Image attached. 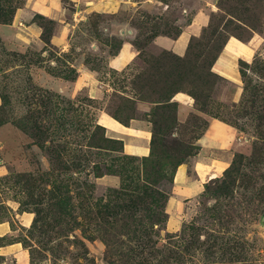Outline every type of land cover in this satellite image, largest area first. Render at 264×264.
Listing matches in <instances>:
<instances>
[{"label":"rangeland","instance_id":"obj_1","mask_svg":"<svg viewBox=\"0 0 264 264\" xmlns=\"http://www.w3.org/2000/svg\"><path fill=\"white\" fill-rule=\"evenodd\" d=\"M169 1L162 18L127 8L75 20L61 0L58 20L32 16L38 45L0 35V264H264V0H216L181 57L185 76L150 44L179 32L182 8L178 23L189 19L191 0ZM23 2L0 0V25ZM123 24L136 31L137 54L113 70ZM251 31L261 45L238 61L235 103L233 85L201 80L228 37L245 42ZM169 79L178 84L161 90ZM179 95L192 110L177 114ZM204 116L247 142L207 180L191 165Z\"/></svg>","mask_w":264,"mask_h":264},{"label":"crops","instance_id":"obj_2","mask_svg":"<svg viewBox=\"0 0 264 264\" xmlns=\"http://www.w3.org/2000/svg\"><path fill=\"white\" fill-rule=\"evenodd\" d=\"M76 7L71 14L76 20L89 13L114 14L119 9L131 8V13L141 11L150 18H162L169 9V0H65ZM180 1V0H179ZM175 4V2H173ZM192 12L188 21L183 24L178 22L186 15L187 11L182 8L176 16L174 24L178 25V34L172 38L165 34H156L150 39V44L160 50H165L177 57H183L191 38H197L207 28L211 13L216 11V0H191ZM194 3V4H193ZM78 5L80 7H78ZM61 0H24L23 5L15 9L9 25H0V35H14L13 39L20 45H38V34L31 22L33 15L38 14L50 19L58 20L62 14ZM132 17V15L130 16ZM18 24L23 29L17 28ZM23 24V25H22ZM120 26V25H118ZM118 28L116 33L124 38L115 55L107 61V67L113 70L127 68L136 57L137 52L131 45L136 31L133 28ZM2 36V35H1ZM261 35L251 31L247 41L242 42L236 38L228 37L219 55L210 66V72L218 78L234 86L231 101L237 102L240 98L241 77L238 70V61H249L254 57L255 52L261 45ZM177 105V114L192 110V101L188 97L179 95L174 98ZM207 122V129L204 137L200 140V149L192 158V171L195 179L207 180L216 177L227 166L230 151L235 152L247 142L239 135L240 132L224 124L218 119L204 116ZM206 145L208 148L206 149ZM133 154L146 152V146L132 147ZM206 150L205 152H203ZM199 157V160L197 158ZM225 159V162H224ZM181 167L179 175L182 174ZM4 173V167L0 165V176ZM190 194L196 193L198 187L185 189ZM14 244L10 245V247ZM24 258V253L21 254Z\"/></svg>","mask_w":264,"mask_h":264},{"label":"trees","instance_id":"obj_3","mask_svg":"<svg viewBox=\"0 0 264 264\" xmlns=\"http://www.w3.org/2000/svg\"><path fill=\"white\" fill-rule=\"evenodd\" d=\"M0 15H2V10L0 9ZM7 20H8V18H4V17H2V19H0V21H2L3 23H6L7 22ZM207 28H208V26H207ZM206 28V29H207ZM205 30V29H204ZM203 32V31H202ZM158 34V33H157ZM178 34V32H176L173 36H171L172 38H174L176 35ZM202 34V33H201ZM154 35H156V34H154ZM154 35H152V37L154 36ZM201 36V35H200ZM195 38H191L190 40H189V43H188V45H187V48H188V46H189V44H190V42H191V40H194ZM248 39V38H247ZM187 50V49H186ZM216 55L218 54V52H219V49L218 50H216ZM216 55H215V57H216ZM172 58H173V62H172V65H171V67L173 68V70H177V69H179L180 70V72H179V74L181 75V76H185V75H191V73H190V71L189 70H186V68L189 66V64L187 63V61H186V59H182V58H180V57H176V56H174V55H170ZM215 57L211 60V62L208 64V67H207V70H206V74H204V76H203V79L201 80V81H205V79L208 77H212V78H217L214 74H212L211 72H210V66H211V64H212V62L214 61V59H215ZM241 73V72H240ZM180 75H177L176 74V78H178ZM194 75V74H193ZM178 81L179 80H171V79H169V80H163V81H161V83H162V86H161V90H164L165 89V83H168L169 85H171V86H173V85H177L178 84ZM156 82H153V84H155ZM186 83H188V85H192V83L191 82H186ZM177 88V87H176ZM160 93H162V92H160ZM0 99H1V102H2V104L3 103H5V96H3V95H1L0 96ZM0 123H1V121H0Z\"/></svg>","mask_w":264,"mask_h":264}]
</instances>
